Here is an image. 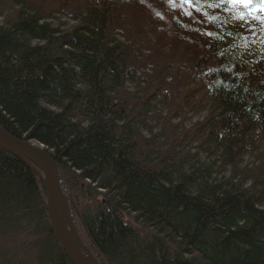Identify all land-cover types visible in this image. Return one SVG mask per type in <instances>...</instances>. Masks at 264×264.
Listing matches in <instances>:
<instances>
[{
  "label": "trees",
  "instance_id": "obj_1",
  "mask_svg": "<svg viewBox=\"0 0 264 264\" xmlns=\"http://www.w3.org/2000/svg\"><path fill=\"white\" fill-rule=\"evenodd\" d=\"M8 1L0 126L61 165L97 261L264 264V30L201 0L158 25L172 46L154 21L132 33L133 0ZM47 214L39 177L0 147V264H71Z\"/></svg>",
  "mask_w": 264,
  "mask_h": 264
},
{
  "label": "water",
  "instance_id": "obj_2",
  "mask_svg": "<svg viewBox=\"0 0 264 264\" xmlns=\"http://www.w3.org/2000/svg\"><path fill=\"white\" fill-rule=\"evenodd\" d=\"M0 147L25 163L45 186L51 231L70 263L99 264L79 235L72 194L61 165L46 149L15 136L1 126Z\"/></svg>",
  "mask_w": 264,
  "mask_h": 264
},
{
  "label": "rangeland",
  "instance_id": "obj_3",
  "mask_svg": "<svg viewBox=\"0 0 264 264\" xmlns=\"http://www.w3.org/2000/svg\"><path fill=\"white\" fill-rule=\"evenodd\" d=\"M7 5H10V2L8 0H5ZM127 4H132V8L128 7H123L120 11L121 14L127 15L130 17V19L134 18V21L138 24L137 26L134 25V29L132 30V33L135 34L138 38H143L145 36L144 32L148 30V28L152 27L151 21H154L153 25L157 26L159 24L166 26L167 30L171 29H178L182 23H185L186 21H192L193 18V12H191V16H189L187 13L190 12L188 11L184 5H180L179 2H177V5H171L167 2V0H133L131 2L125 1ZM53 6L57 7L58 5L53 2ZM40 7L42 5L40 4ZM133 10V14L131 16ZM193 11V10H192ZM193 13V14H192ZM173 17H176V19H173ZM178 18V19H177ZM58 20H60L62 23H64L62 29H70L72 27H75L79 24V21H75L72 19H68L62 16H57L54 20H52V23L56 25H62V23H59ZM3 21V18L0 16V23ZM182 30V29H181ZM141 31V32H139ZM162 29L158 27V33L161 32ZM183 31V30H182ZM176 33V32H175ZM173 33L171 36L176 34ZM160 35L164 36L167 42H171V39H168L165 37V35L159 33ZM172 41V46H175V42ZM138 86V85H136ZM141 86L137 87L140 88ZM147 88V87H146ZM167 108H164L162 110L163 115L166 117L168 114ZM36 146H40L43 148L42 145L32 142ZM251 158L247 157L245 158V161H249ZM73 199V198H72ZM73 209H74V215H75V221H76V212H75V207H74V202H73ZM77 226V224H76ZM78 229V228H77ZM80 235V234H79ZM82 239V238H81ZM27 241V240H26ZM22 241H17V245L19 246ZM83 243L87 246V243L83 241ZM88 247V246H87ZM7 249L14 250V245L9 244ZM89 248V247H88ZM30 251V250H29ZM17 252V251H16ZM15 252V253H16ZM17 253H20L18 251Z\"/></svg>",
  "mask_w": 264,
  "mask_h": 264
},
{
  "label": "snow or ice",
  "instance_id": "obj_4",
  "mask_svg": "<svg viewBox=\"0 0 264 264\" xmlns=\"http://www.w3.org/2000/svg\"><path fill=\"white\" fill-rule=\"evenodd\" d=\"M167 2L174 6L177 4V0H167ZM178 2L182 6L187 5L196 8V11H200L198 5L201 0H178ZM229 5L231 9L227 8ZM208 6L214 9L224 8L225 11H233L241 26H247L248 31H255L252 27L253 22H259L261 26H264V15L260 14L264 13V0H214ZM240 8H243L245 11H238ZM187 14L191 16V12ZM203 14L205 16L208 15L207 12ZM212 19H215V17ZM209 35L212 34L209 33Z\"/></svg>",
  "mask_w": 264,
  "mask_h": 264
},
{
  "label": "bare ground",
  "instance_id": "obj_5",
  "mask_svg": "<svg viewBox=\"0 0 264 264\" xmlns=\"http://www.w3.org/2000/svg\"><path fill=\"white\" fill-rule=\"evenodd\" d=\"M177 5V4H176ZM239 11H241V10H239ZM235 13H234V19H235ZM233 25V22L230 24V26L231 27H235V25L234 26H232ZM252 25H254V26H258V29L259 30H264V26H261L260 24H259V22H253L252 23ZM27 141H29V142H33V141H31V140H27ZM39 144V143H38ZM35 145V144H34ZM41 145V144H40ZM36 146V145H35ZM43 146V145H42ZM38 147H40V146H38ZM42 148V147H41ZM43 149H46L44 146H43ZM47 150V149H46ZM49 152V151H48ZM50 153V152H49ZM51 154V153H50ZM52 155V154H51ZM53 156V155H52ZM56 160V159H55ZM41 181V180H40ZM43 184V183H42ZM44 189H45V195H46V198H47V191H46V188H45V186H44ZM48 215V214H47ZM82 240V239H81ZM83 241V240H82ZM86 246V245H85ZM87 247V246H86ZM88 248V247H87ZM89 249V248H88ZM89 251H90V249H89ZM91 252V251H90ZM91 254L93 255V253L91 252ZM93 257H94V259L97 261V259H96V257L93 255ZM98 262V261H97ZM99 263V262H98ZM18 264H22V260L21 261H18ZM100 264V263H99Z\"/></svg>",
  "mask_w": 264,
  "mask_h": 264
}]
</instances>
